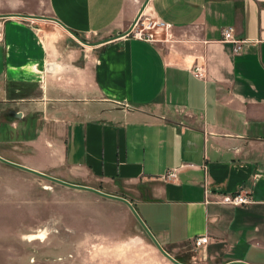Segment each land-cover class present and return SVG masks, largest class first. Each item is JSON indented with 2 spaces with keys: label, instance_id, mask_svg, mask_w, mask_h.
<instances>
[{
  "label": "crops",
  "instance_id": "0c3cea01",
  "mask_svg": "<svg viewBox=\"0 0 264 264\" xmlns=\"http://www.w3.org/2000/svg\"><path fill=\"white\" fill-rule=\"evenodd\" d=\"M37 1L0 0L11 187L37 182L18 165L83 188L70 199L135 212L181 264H264V0H149L151 42L123 36L146 0Z\"/></svg>",
  "mask_w": 264,
  "mask_h": 264
},
{
  "label": "rangeland",
  "instance_id": "374dc122",
  "mask_svg": "<svg viewBox=\"0 0 264 264\" xmlns=\"http://www.w3.org/2000/svg\"><path fill=\"white\" fill-rule=\"evenodd\" d=\"M155 21L158 20L144 15L139 29L147 28V34L154 29ZM6 110L0 106V122L6 119ZM4 163L0 160V264H174L160 252L142 225L124 212L91 203L90 199H70L84 190L17 165L38 177L29 193L19 191L21 185L12 188L10 181L20 182L22 177H12ZM88 207L100 212L88 218ZM32 234L40 238L31 240ZM199 253L191 252L196 259H201ZM197 261L195 264H201Z\"/></svg>",
  "mask_w": 264,
  "mask_h": 264
},
{
  "label": "built area",
  "instance_id": "2783aa9c",
  "mask_svg": "<svg viewBox=\"0 0 264 264\" xmlns=\"http://www.w3.org/2000/svg\"><path fill=\"white\" fill-rule=\"evenodd\" d=\"M143 17H144V14L139 19L134 30L131 32L130 35H128V37L131 36L133 38L148 41V42L154 41L155 37H154V34L152 33V31H154L155 29H158V28H165L167 26L163 22L155 21L154 29L148 30V33L144 34L145 31L147 30V28L143 29V30L139 29V24L141 23ZM155 27H157V28H155ZM223 42L234 44L235 45L234 50L236 53H239L242 50V45L245 43L244 41H240V40H237L235 38L233 28H227L223 31ZM194 74L196 77L202 78L203 77V69L198 65L195 68ZM176 176H177V172L175 170H173V171H170L165 176V179L166 180H172V179H175ZM222 202L224 204H227V205L242 206V205H247V204L251 203L252 200L246 193H244L243 191H240V192L233 194V195L224 196ZM209 240H210V238L208 236H201V237L194 239V241H193L194 251L200 252L201 250H204L206 248V246L208 245Z\"/></svg>",
  "mask_w": 264,
  "mask_h": 264
},
{
  "label": "water",
  "instance_id": "95a60500",
  "mask_svg": "<svg viewBox=\"0 0 264 264\" xmlns=\"http://www.w3.org/2000/svg\"><path fill=\"white\" fill-rule=\"evenodd\" d=\"M148 2H149V0H146V1L144 2V4L142 5V7H141V9H140V11H139V13H138V15H137V17H136V19H135L133 25H132V27H131L130 30H129L127 33H125V35H123V36H128V35H130L131 32L134 30V28H135L137 22H138L139 19L143 16L144 11H145V9H146V7H147V5H148ZM18 16L21 17L22 15H18ZM22 17H27V18H38V19H47V18H45V17H29V16H22ZM57 22H58V21H57ZM18 116L20 117V114H18ZM0 160H2V161H4V162L8 163L7 161H5L4 159H2L1 157H0ZM9 164H10V163H9ZM12 165H13V164H12ZM15 166H17V165H15ZM17 167L22 168L21 166H17ZM38 175H40V176H42V177H44V178H47V179H49V180H52V181H56V182H59V183H63V182H61V181H59V180H57V179H54V178L49 177V176L44 175V174H38ZM63 184H66V183H63ZM71 187H74V186H71ZM78 188H79V187H78ZM88 190H91V189H88ZM134 214H135V216L137 217L138 221L141 223L142 227H143V228L145 229V231L147 232V234H148V236L150 237V239L153 241V243L156 245V247L160 250V252H161V253H162V254H163L168 260H170L172 263H174V264H181V263H179L178 261H176L173 257H171L170 255H168V254L162 249V247L159 245V243L157 242V240L155 239V237L151 234V232H150L149 229L146 227V225L143 223V221L139 218V216H138L135 212H134Z\"/></svg>",
  "mask_w": 264,
  "mask_h": 264
},
{
  "label": "bare ground",
  "instance_id": "6f19581e",
  "mask_svg": "<svg viewBox=\"0 0 264 264\" xmlns=\"http://www.w3.org/2000/svg\"><path fill=\"white\" fill-rule=\"evenodd\" d=\"M66 185H68V184H66ZM69 186H71V185H69ZM80 189H83V188H80ZM41 233H43V232H40L39 234H41ZM39 238H40V235H38V234H32V235H30V239L31 240H36V239H39Z\"/></svg>",
  "mask_w": 264,
  "mask_h": 264
}]
</instances>
